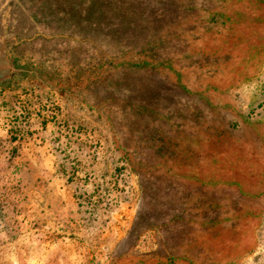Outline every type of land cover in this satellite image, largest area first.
Segmentation results:
<instances>
[{
	"label": "rangeland",
	"instance_id": "374dc122",
	"mask_svg": "<svg viewBox=\"0 0 264 264\" xmlns=\"http://www.w3.org/2000/svg\"><path fill=\"white\" fill-rule=\"evenodd\" d=\"M2 54L0 264H264V0H0Z\"/></svg>",
	"mask_w": 264,
	"mask_h": 264
},
{
	"label": "trees",
	"instance_id": "16d2710c",
	"mask_svg": "<svg viewBox=\"0 0 264 264\" xmlns=\"http://www.w3.org/2000/svg\"><path fill=\"white\" fill-rule=\"evenodd\" d=\"M71 169L67 174L68 166L61 163L58 164V172H63L66 176H68V180L70 183H77L79 186H84L89 189V187H93V191H98L100 187V183L97 181L96 176H91L89 172H85L83 168L76 167L75 165H70ZM138 222L134 223V228L130 231L128 239H131L136 233V227Z\"/></svg>",
	"mask_w": 264,
	"mask_h": 264
},
{
	"label": "water",
	"instance_id": "95a60500",
	"mask_svg": "<svg viewBox=\"0 0 264 264\" xmlns=\"http://www.w3.org/2000/svg\"><path fill=\"white\" fill-rule=\"evenodd\" d=\"M7 62V57L5 54L0 56V82H3L10 76V69L5 66Z\"/></svg>",
	"mask_w": 264,
	"mask_h": 264
}]
</instances>
